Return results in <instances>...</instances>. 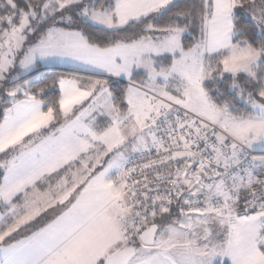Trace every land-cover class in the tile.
<instances>
[{
    "label": "snow or ice",
    "instance_id": "obj_1",
    "mask_svg": "<svg viewBox=\"0 0 264 264\" xmlns=\"http://www.w3.org/2000/svg\"><path fill=\"white\" fill-rule=\"evenodd\" d=\"M0 264H264V0H0Z\"/></svg>",
    "mask_w": 264,
    "mask_h": 264
}]
</instances>
